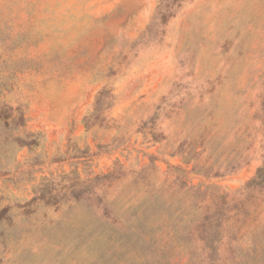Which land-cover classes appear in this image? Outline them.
<instances>
[{"label":"rangeland","instance_id":"obj_1","mask_svg":"<svg viewBox=\"0 0 264 264\" xmlns=\"http://www.w3.org/2000/svg\"><path fill=\"white\" fill-rule=\"evenodd\" d=\"M0 101V264H264V0H0Z\"/></svg>","mask_w":264,"mask_h":264},{"label":"trees","instance_id":"obj_2","mask_svg":"<svg viewBox=\"0 0 264 264\" xmlns=\"http://www.w3.org/2000/svg\"><path fill=\"white\" fill-rule=\"evenodd\" d=\"M113 94L107 90H102L95 104V110L86 117V124H91L90 122L101 119L104 111L110 107L111 99H113ZM19 108H13L8 106V104L2 103L0 101V120L3 122L7 128H17L23 129L26 126V116L23 112L15 113ZM20 111V110H19ZM22 135H17L13 137V140L17 141L20 146L32 145L36 143V140L32 137L35 136L34 133L22 130ZM264 167H260L258 171V176L251 181H249L244 189L248 190L250 187L257 184ZM234 200V199H233ZM213 202H207V199L203 197L199 208L203 211V223L200 224L202 231H211L212 235L217 232H221L224 229H230L234 231V224L240 221L242 207L241 205L235 206L234 210L229 207L231 199H228L224 194L215 195L212 200ZM241 203V201H239Z\"/></svg>","mask_w":264,"mask_h":264}]
</instances>
